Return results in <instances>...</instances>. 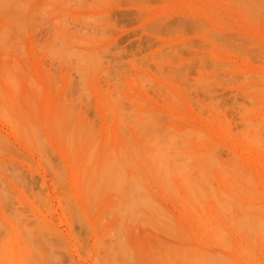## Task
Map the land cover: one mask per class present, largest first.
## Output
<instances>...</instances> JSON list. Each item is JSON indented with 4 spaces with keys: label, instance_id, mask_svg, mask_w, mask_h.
<instances>
[{
    "label": "rangeland",
    "instance_id": "rangeland-1",
    "mask_svg": "<svg viewBox=\"0 0 264 264\" xmlns=\"http://www.w3.org/2000/svg\"><path fill=\"white\" fill-rule=\"evenodd\" d=\"M88 60L93 61L89 62ZM85 63L87 64L85 65ZM90 65L91 67H88ZM85 72L86 74H82ZM84 75L88 77L86 78ZM105 96L109 98H107V102ZM110 96L117 103L111 101ZM112 102L116 104L113 105ZM111 103L113 106H111ZM107 106L109 109L106 108ZM114 106L119 107L116 110L113 109L115 113L119 110L116 114L110 111V108H114ZM119 113L122 116L119 117ZM118 117H122L121 121ZM73 123L74 125L77 123V125L74 126ZM137 124L141 126L138 129L135 128V126L139 127ZM78 125L80 127V129L78 128L79 132L86 129L84 132H86V135L88 134L87 138H84V132L78 135V130H75ZM73 126L74 129L71 130L70 128H73ZM185 127L192 131L195 129L196 135H193L194 132H192L193 137L190 136V131L186 133V135L189 133V137L184 136ZM66 129L70 130L71 142L68 138L70 134L67 133ZM126 133L128 136H126ZM136 133L138 139L137 137L133 138L137 135ZM121 134L124 135V138ZM247 134L250 135L251 139ZM65 135H67L68 140H66ZM90 135L95 140V137L97 139L101 138L96 140L98 141L96 143L93 140V144L97 145L98 148H92V141H90L92 139L89 140ZM177 135L180 138H175ZM205 135L206 138L203 137ZM110 136L112 138L108 139ZM113 136L116 138L113 139ZM119 137L123 140L127 139L125 137H129L128 144H121L123 140H120ZM139 137L141 141L138 142ZM252 138L254 142H257L258 139L261 141L262 138L261 142L256 143L259 146L254 145ZM130 139L132 141L134 139V141L132 142ZM198 139L199 142L201 140L200 143ZM184 140H187L186 142L190 141V144L185 143L187 146L184 145ZM250 140H252L253 145H250ZM105 141L115 147L111 149L114 150L116 158H120L118 156L120 153H117L118 148H121L119 145L122 148L127 145L125 151H129V147L130 150L133 149L128 154L124 150L122 151V148L120 149L121 152H124V155H128V158L123 159V163L120 162L121 164L117 162L119 158L116 159V163L120 165H118L119 167L114 165L115 158L112 160L114 155L110 153V145L106 144L108 147L103 146ZM85 142L87 143L85 144ZM204 143L206 144L204 145ZM89 145L90 149L93 150L92 152L87 147ZM94 148H96V151ZM154 148L158 152L161 148H163V152L165 151L163 153L161 150L160 153H157L155 150L159 155L156 161L158 166L155 164L156 159L151 158L154 157L153 154L157 157L156 153H153ZM164 148L167 150H164ZM179 148L183 150L180 151ZM134 149L139 150V152H136V154L139 153L137 160H135L136 154L132 153ZM168 150L172 153H170L172 159L170 161L168 160V153L170 152ZM177 150L184 154L187 152L188 156L194 154L193 158H196V155L200 153H204V156H206L208 154L205 155V153H209V151L210 155H213L211 151L215 150L217 156L214 154L213 158L216 156L218 159L213 161L212 156L209 158L213 164L209 159L208 161L203 158L204 156L201 158L198 156V159L208 161L211 165L206 166L208 169L217 167L216 169H219L218 173L216 169L211 170L210 168L211 173H216L211 174L210 179L202 176V173L198 172V174H201L199 176L201 178L205 177L206 181L210 180L213 189L220 186L219 189L216 188V191H224L226 188L237 191L236 188L239 186H237L236 181L240 179V174L238 175L236 171L243 168L242 166L246 167V170L243 168L244 170L241 169L238 172L243 173L245 171L248 176L249 173L253 174V176L251 174L253 188L251 184V186L248 185L249 181L247 186L245 185L248 178L245 180L246 174L244 173L245 176L242 174L244 177L241 175L244 179L241 180L246 183L243 182L242 185L240 180V187L243 190L248 187L244 190L245 193L247 190L255 195L252 194L253 197L251 198L248 192L245 195L243 191L244 196L241 198H248L250 202L243 198L244 200H242L245 202L241 200V204L246 205L243 204L244 207H242L238 203L237 207L241 209L238 210L237 208L235 211L239 214L244 212L242 211L243 208H245L243 209L246 210L245 212L248 211L249 213L251 211L253 216L247 214L250 217L252 216V223L254 222L255 213L257 215L260 213L258 210L262 206L264 207V0H0V264H190L193 258H196L194 260L197 262L194 263L193 261L194 264H203V262L205 264L203 259L209 258V256L204 258L200 255L203 258L201 259L200 256L198 258L196 256L200 254L198 250H201L204 254L207 252L205 250L211 251V254H217L218 252L215 257L219 262L226 257L229 263L232 264H264V241L260 240L264 234L259 229L264 227V220H262L264 219V208L261 209L263 210L262 215L260 214L262 219L259 214L254 217L257 221L258 217L260 218L259 222H254L255 225L256 223L259 224L254 225L258 227L256 229L258 231L255 230L249 219L240 220L238 218L237 220L244 221V223L246 219L251 224L249 226L247 223H243L246 226L242 230L244 233L246 230L248 235L244 234L243 231L242 234L239 233L240 231L236 234L238 227L235 229V226L239 222L237 225H234V222L232 228L235 231L230 230L229 233L227 232V237L225 235V237H222L223 230L221 228L225 227L224 229L227 231L229 226L226 229V225L229 222L224 226L227 218L221 219L223 218L221 216L225 212L226 215L230 213V208L227 207L230 204H226V207L223 206L227 202H219V193L217 198H212L215 199L214 202L207 200L208 192L213 197L216 193L213 191L212 194H215L212 195L210 191L206 192L205 189L207 197L203 192L204 201H209L205 205L208 206L213 202L212 206L214 208L211 206L213 209L209 205L210 208L205 206L203 212H201L200 209H202L201 205L203 203L201 199L203 198H201L200 192V199L198 198L199 195H197V198L202 203L196 201L197 198L194 197V200L189 201L190 203L194 201L192 205L195 202L200 204V208L194 204L197 207H194L196 208L194 211L198 212L200 210L198 213H204L206 210L208 213L209 208V213L210 209L213 210V216L215 213L218 214L221 206H223L222 208H228L229 212L221 208L225 211L223 214L217 215L221 217V220L216 218L215 215V221L213 219L212 222L213 216L210 213L208 216L211 217V222L206 224L214 223V225L216 224L215 227L219 229L220 227L218 228V224L215 222L220 220L218 223L222 226V220H226L223 222V227L220 228L221 235L218 234L220 239L217 233L215 235L218 236L217 241L225 239L224 242L227 243L229 249L226 250L227 248L222 246L224 242L222 244H220L221 241L217 243L216 238H214L217 236L211 235L214 233L212 230V233L210 231L206 233L210 228H207V230L204 227L207 231L203 232L204 229L201 228L203 224L199 225L203 234L197 233L199 231L197 229L195 232V223H198L199 218L202 216L204 218L207 216L200 213L201 217L200 214L198 217V214L193 212V208H190L191 204L189 206L187 198H185L187 201L183 199L188 190L184 191L186 194L183 196L181 190L185 189V183L178 182L176 179L185 178L184 180L189 182L192 178L190 179L189 175V178L183 177V172L188 169L186 164L191 166L190 163L194 162L191 156V160L179 157V152L175 157ZM88 151L93 153L94 157ZM107 151H109L108 154ZM151 151L152 156L147 157V154ZM87 153L92 159L86 158ZM97 153L99 154L97 155ZM109 154L112 157L110 162L109 159H106L109 158ZM131 155H133V160L136 162L141 161L140 164L134 161V164L131 165L129 163ZM140 157L145 162V166L142 160L138 159ZM177 157L182 158L184 161L179 158L178 161ZM82 158L84 159L82 160ZM123 158L126 157L123 156ZM150 158L154 161L151 165L148 163L149 160L151 161ZM164 158L170 164L172 161L176 162L171 165L167 164L170 167L172 165L177 166L178 161V165L181 164L182 166L176 174L182 171L180 176H183L178 178L175 175L174 177L173 173L167 170L170 167L162 162ZM86 159L87 163L89 162V168L87 167L88 164L85 163ZM100 159L102 160L100 161ZM158 159L161 161L158 162ZM105 160L108 161L107 164L109 163L107 166ZM124 160H127V164L131 165L130 168L127 165L125 166L126 161ZM187 160H190L189 163ZM218 160H220V163H218ZM111 161L113 165L109 168ZM120 161H122L121 158ZM168 161L165 162L168 163ZM205 161L203 160L204 164H206ZM221 161L224 165L221 164ZM93 163L96 164L95 168L91 166ZM233 163H239L240 167ZM101 164L109 168L108 176H103L105 179L101 177L102 172H100L98 178L97 174L99 172L92 173L94 169L98 171L102 167ZM122 164H124L123 168L126 170L124 173L120 168ZM154 164L159 168L165 164L166 166L163 167H167V169H164L170 173L162 169L163 167L160 170L153 166ZM214 164L216 167L213 166ZM219 164L221 165L219 166ZM83 165H86V167L84 166L86 168L84 170L85 174H81ZM135 165L136 167L133 170L132 168ZM140 165L145 168L150 165L147 167L148 171H150L149 167L152 166V173L154 172L153 167H155L158 171L160 170L159 174L157 175L156 169V175L154 173V175H151L150 172L145 171L147 168L142 169L143 167L141 168ZM196 165L194 166L196 167ZM194 166L192 169H194ZM222 166L224 167L222 168ZM225 166H230L232 169L228 167V169H231L228 170ZM104 167L102 168L106 169ZM183 167L185 170H183ZM91 168L93 169L91 170ZM111 168L114 169L111 170ZM191 168L189 167L188 173H191ZM197 168H195V171H197ZM220 168L224 172L227 170L231 172L225 174L222 171L223 177L219 172ZM135 169L139 174L142 170L140 176L147 175L148 178L145 177L147 179L146 185V179L143 181L142 177L139 178L141 179L140 184L138 182L135 184L136 181L133 183L130 181V178L134 181V177L137 176ZM175 169L177 168L174 166ZM203 169L198 168V171L201 172ZM208 169L206 171H209ZM114 170H117V172ZM174 170L172 171L174 172ZM112 171L115 174L117 173L118 176L115 174L114 176L120 181L115 177H113L114 180L110 181V176L113 175ZM161 171H163L162 174H166V172L170 174L169 180L171 178V182L168 183L171 188H177V185H179L177 189L179 193H182L183 198H181V195L179 198L176 192L173 194V189H169L170 192L166 186L167 183L166 185L162 184L161 180L164 175H161ZM103 173L106 174V171L103 170ZM123 174L126 177L129 175L128 179ZM227 174L230 176L233 174L234 176L230 177ZM160 175L162 178H160ZM206 175H210V173H206ZM138 176L137 179L135 178L136 180H139ZM107 177L109 183L106 182ZM253 177L255 178L253 179ZM201 178H199L200 180L195 179L198 181L195 183L205 181V178L203 180ZM219 178H223L221 179L223 182ZM103 179L108 185H105ZM125 179L129 180V184L132 185L128 184L129 187L126 186L127 181ZM154 179L161 180L156 182ZM183 179L181 180L183 181ZM97 180L100 182L96 184ZM195 180L187 182L188 185L191 182L194 183ZM216 181L219 183H216ZM110 182L111 185L113 184L112 187ZM231 182L236 185H232ZM179 183L184 188L180 189L181 185ZM222 183H226L225 186ZM95 184L99 186L94 187ZM148 184L151 186H148ZM207 184H209V181ZM230 184L233 188L230 187ZM143 185L145 186L143 187ZM200 185L198 184L196 187L198 188ZM131 186L133 188L138 187V190L140 189L143 193L138 192V190L132 191ZM212 186H208V188ZM221 186H224V188L221 189ZM109 187L111 188L109 189ZM200 187L199 189H201ZM141 188L149 191L146 192L145 189L142 190ZM164 189L167 193L163 191ZM177 189L175 190L177 191ZM190 189L192 191V188ZM238 189V192H240V188ZM194 190L192 193H198V190ZM150 191L151 193L148 195ZM221 191L219 192L221 193ZM144 193L151 196L152 199ZM189 193L191 194V192ZM222 193L221 196L225 195L224 192ZM236 193L235 197L238 196ZM135 194L137 195L134 196ZM140 194H144L145 197ZM190 194H188L190 197L196 195ZM241 194L239 193V196ZM226 196H223L222 199ZM139 197L141 200L138 199ZM235 197L232 200L238 202V198ZM135 198H137L138 203ZM218 198L219 210L217 209L218 212H214L217 208L215 202ZM148 199H151V202ZM156 199L160 203H156L157 201H154ZM180 200L182 202L179 203ZM227 201L229 202V200ZM184 202H187L185 204L189 206L188 208L187 206L183 208ZM136 203L138 207L135 206ZM257 203L262 206L259 208ZM155 204H159L160 208L163 206L164 211L165 209L168 211L169 214L167 211L165 213L168 214L171 221L174 217L173 222L175 224L172 225L171 222V225L170 223L169 225L172 227L171 229L176 230L175 233L171 232V229H169L171 235L168 234L167 229V231L164 230L167 233L163 232L162 229L165 228V224H168V220H164L165 223L163 218H167V215H160L163 211L158 208L159 212L162 211L159 213ZM232 204L237 205V203ZM248 204L252 205L247 207ZM202 206H204V203ZM254 206H257L258 210L255 211ZM251 208L253 209L251 210ZM233 211V214H230L231 216L236 214ZM182 212H187V215L184 213L183 215ZM247 214L245 217H248ZM155 216H159V218L157 217L158 222H156ZM241 216L239 217L241 218ZM203 217L201 219H204ZM160 219L164 225L159 223ZM233 219H231V222L234 221ZM204 221L207 222V220ZM202 222L203 220L200 223ZM181 224L189 231L183 230L184 234L186 231L187 234L189 233L188 235L185 234L188 237H183L182 230L179 231V227L180 229L182 227ZM160 226L164 228L160 229ZM189 229L194 231L192 232ZM214 231L218 232L216 229ZM256 232L263 235L260 236ZM181 233L182 239L177 236ZM223 233L226 234L225 231ZM239 234L241 237L243 234L244 236L240 238ZM245 235L252 237L254 235L253 238H256L254 240L252 237L245 238ZM196 237L198 241L195 240ZM207 238H210V240ZM244 238L248 239L247 241H250L253 246L251 243L245 242ZM202 239H204V242ZM229 240L232 244H229ZM255 240L258 243L256 248H254L256 245ZM183 241L187 246L192 245L193 247L192 249V247L184 245L187 249H192H189L188 252L185 251L187 255L184 253V256L182 254L184 252L182 248ZM242 243L248 244L244 246L243 250L252 247L251 250L255 251L256 249L257 251L252 253L250 250L249 254L245 252L246 250L240 251ZM175 244L177 247L179 244L182 245L178 248L179 250L183 249L182 253L177 250ZM194 244L196 246H193ZM173 245L176 247L175 251L177 250L176 252L180 253L169 250V247L172 248ZM233 247L235 249L232 251ZM259 247L260 249H257ZM204 248L205 250H202ZM230 248L232 249L230 250ZM236 250L240 252L235 253ZM167 251L169 257L173 252L170 258L174 260V263L165 255ZM190 253H195V257L189 258ZM208 254L210 255V252ZM220 258L222 259L219 260ZM200 260H203V262ZM210 260L212 259L209 258L207 261L211 262ZM217 260L214 262L218 263ZM207 261L206 263H208ZM214 262L211 263L214 264ZM225 264H228V262Z\"/></svg>",
    "mask_w": 264,
    "mask_h": 264
},
{
    "label": "bare ground",
    "instance_id": "bare-ground-1",
    "mask_svg": "<svg viewBox=\"0 0 264 264\" xmlns=\"http://www.w3.org/2000/svg\"><path fill=\"white\" fill-rule=\"evenodd\" d=\"M82 60H83V59H82ZM88 61H89V60H88ZM92 61H93V60H92ZM92 61H89V62H92ZM77 63H78V62H77ZM81 63H82V62H81ZM81 63H80V64H81ZM83 63H84V62H83ZM94 63H96V62H94ZM86 64H87V63H85V65H86ZM81 65H82V64H81ZM85 65H84V66H85ZM88 65H89V64H88ZM92 65H93V64H92ZM97 65H98V63H97ZM97 65H96V66H97ZM82 67H83V66H82ZM86 67H87V66H86ZM88 67H91V65L88 66ZM79 68H80V67H79ZM95 68H96V67H95ZM80 69H81V68H80ZM89 70H90V69H89ZM91 72H92V71H91ZM82 74H86V72H85V73H82ZM87 75H88V74H87ZM87 75H84V76L87 78V77L89 76V75H88V76H87ZM84 76H83V77H84ZM93 76H94V75H93ZM93 76H91V77L93 78ZM91 77H90V78H91ZM97 92H98V91H97ZM102 93H103V92H102ZM102 95H103V94H102ZM104 95H105V94H104ZM113 97H114V96H113ZM104 98H106L105 101L109 99V98L106 97V96H105ZM107 98H108V99H107ZM111 98H112V96H110V99H111ZM114 98H115V97H114ZM100 99H101V98H100ZM112 100H113L114 102H116L115 99L112 98L111 101H112ZM106 102H107V101H106ZM112 103H113V102H112ZM112 103H111V106L115 105L117 102H116V103H113V105H112ZM102 104H103V103H102ZM104 104H105V102H104ZM109 106H110V105H109ZM106 108H108V106H107ZM116 108H117L116 106H114V108L111 107V108H110V111L113 113V112H114L113 109L116 110ZM118 108H119V107H118ZM118 108H117V109H118ZM104 109H105V108H104ZM108 109H109V108H108ZM106 111H108V110H106ZM118 112H119V110H118ZM118 112H116V113H118ZM114 113H115V112H114ZM116 113H115V114H116ZM120 113H121V112H120ZM120 113H119V115H118L119 117H120V115H121ZM121 116H122V115H121ZM119 117H118V118H119ZM67 118H68V117H67ZM69 118H70V117H69ZM69 118H68V119H69ZM65 119H66V118H65ZM120 119H122V117L119 118V121H121ZM125 119H126V118H125ZM70 120H71V119H70ZM182 120H184V119H182ZM67 121H68V120H67ZM124 121H125V120H124ZM183 122H185V121H183ZM64 123H65V122H64ZM67 123H68V122H67ZM118 123H119V122H118ZM122 123H123V122H122ZM124 123H125V122H124ZM59 124H60V123H59ZM79 124H80V123H79ZM127 124H128V123H127ZM138 124H140V123L138 122ZM138 124H137V125H138ZM142 124H143V123H142ZM60 125H61V124H60ZM63 125H64V124H63ZM73 125H74V123H73ZM76 125H77V123H76L74 126H76ZM140 125H141V124H140ZM140 125H138L139 127H136V126H135V128H137V129L140 128V127L142 126V125H141V126H140ZM71 126H72V125L70 124V127H71ZM74 126H73V128H70V129H71V130L74 129ZM66 128H67V127H66ZM78 128L80 129L79 125H78L77 129H75L76 131L78 130L77 132L80 131ZM83 128H84V127H83ZM142 128H143V127H142ZM137 129H136V130H137ZM185 129H186V130L183 131V132H184L183 135L186 136V137H189V136H188L189 133L186 135L187 132H190V131H191V132H190V133H191L190 136H192V132L195 131V129L192 131V130H189L188 128H186V127H185ZM187 129H188V130H187ZM191 129H192V128H191ZM59 130H60V129H59ZM59 130H58V131H59ZM63 130H64V129H63ZM66 130H67V129H66ZM81 130H82V129H81ZM84 130H86V129H83L82 132H84ZM90 130L92 131V129H90ZM139 130H140V129H139ZM58 131H57V132H58ZM69 131H70V130H67V133H68V134H70ZM91 131H90V132H91ZM72 132H73V131H72ZM82 132H79L78 135H79L80 133H82ZM93 132H95V131H93ZM136 132H138V131H136ZM139 132H140V131H139ZM84 133H85V134H84ZM84 133H83V134L85 135L84 138H85V137L87 138V135H88V134L86 135V132H84ZM119 133H120V132H119ZM181 133H182V132H181ZM181 133H178V134H181ZM58 134H59V133H58ZM73 134H74V133H73ZM108 134H109V133H108ZM126 134H127V133H126ZM136 134H137V133H136ZM139 134H140V133H139ZM176 134H177V133H176ZM76 135H77V133H76ZM81 135H82V134H81ZM94 135H95V134H94ZM121 135H123V134H121ZM121 135H120V137H121ZM140 135H143V134H140ZM193 135H196V133L194 132ZM65 136H66L65 138H67V135H65ZM72 136H73V135H72ZM74 136H75V135H74ZM91 136H92V135H90L89 140L92 139ZM108 136H109V135H108ZM126 136H128V134H127ZM129 136H130V135H129ZM207 136H208V135H207ZM247 136H249V138H250V135H249V134H247ZM258 136L260 137V135H258ZM258 136H256V137H258ZM79 137L81 138V136H79ZM79 137H78V139H80ZM104 137H105V136H104ZM120 137H119V139H120ZM122 137L124 138V135H123ZM130 137H131V136H130ZM136 137H137V139H138V134L135 135V137H133V138H136ZM140 137H141V136H140ZM140 137H139L138 142L141 141ZM192 137H193V136H192ZM192 137H190V138L192 139ZM203 137L206 138V135L203 136ZM203 137H201V138H203ZM259 137H258V138H259ZM59 138H60V137H59ZM62 138H63V137H62ZM68 138H69V141L71 142V141H72V140H71V139H72V138H71V134L68 135ZM68 138H67L66 140H68ZM75 138H77V137H75ZM84 138H83V139H84ZM95 138H96V140H100V139H101L100 137H99L100 139H97V137H95ZM107 138H108V137H107ZM110 138H112V137L110 136L108 139H110ZM114 138H116V137L113 136V139H114ZM123 138L120 139V140H123ZM125 138H127V139H126V140H123V142L119 141V142H121V144H123V145H124V143H125V144H128L127 140L129 139V137H125ZM175 138H180V136L177 135V137H175ZM181 138H182V136H181ZM201 138H199V139H201ZM119 139H118V140H119ZM131 139H132V138H131ZM131 139H130V141H132ZM137 139H136V140H137ZM187 139H188V138H187ZM199 139H198V142H199ZM208 139H209V137H208ZM245 139H247V137H245ZM250 139H251V138H250ZM259 139H260V138H259ZM259 139H258V141H260ZM66 140H65V141H66ZM73 140H74V139H73ZM81 140H82V138H81ZM81 140H80V141H81ZM93 140H95V139L90 140V141H92V145H93L92 148H93V147L98 148L97 145L95 146V145L93 144ZM96 140H95V143L98 142V141H96ZM103 140H104V139H103ZM105 140H106V138H105ZM136 140H135V141H136ZM142 140L145 141L143 138H142ZM182 140H183V139H182ZM204 140H205V139H204ZM204 140H203V141H204ZM252 140H253V138H252ZM252 140H250V145H251V144L253 145V143H255V144H254L255 146H259V145H256V143H257L258 141H257V142H256V141L254 142V140H253V143H251ZM256 140H257V139H256ZM69 141H66V142H69ZM77 141H79V140H77ZM84 141H85V140H84ZM114 141L116 142V140H114ZM124 141H125V142H124ZM130 141H129V142H130ZM133 141H134V139H133ZM133 141H132V142H133ZM173 141H174V140H173ZM173 141H172V142H173ZM175 141H176V140H175ZM186 141H187V140H186ZM186 141L184 140L183 143H184V145L187 146V144H185V143H189V144H190V141H189V142H186ZM246 141H247V140H246ZM261 141H262V138H261ZM261 141H260V142H261ZM70 142H69V143H70ZM73 142H74V141H73ZM110 142H111V141H110ZM132 142H130V144H132ZM198 142H197V143H198ZM200 142H201V140H200ZM200 142H199V143H200ZM247 142H248V141H247ZM86 143H87V142H85V144H86ZM99 143H100V142H99ZM104 143H105V145H104ZM104 143H103V146L108 147L107 145H110L107 141H105ZM134 143H135V142H134ZM136 143H137V141H136ZM141 143H142V142H141ZM141 143H140V144H141ZM176 143H177V142H176ZM191 143H192V141H191ZM89 144H90V143H89ZM106 144H107V145H106ZM112 144H113V143H112ZM130 144H129V145H130ZM189 144H188V145H189ZM202 144H203V142H202ZM202 144H201V145H202ZM205 144H206V143H204V145H205ZM247 144H248V143H247ZM257 144H258V143H257ZM259 144H261V143H259ZM100 145H101V143H100ZM118 145H119V144H118ZM204 145H203V146H204ZM85 146H86V145H85ZM119 146L122 148L121 145H119ZM119 146H118V147H119ZM126 146H127V145H126ZM126 146H123L124 148H122V151L126 148ZM186 146H185V147H186ZM87 147H89V149L91 148L90 145L87 146ZM106 147H105V148H106ZM109 147H110V149H111V148H113V149L115 148V147H112V145H110ZM118 147H117V148H118ZM204 147H206V146H204ZM208 147H209V146H208ZM250 147H251V146H250ZM96 148H94L95 151H96ZM103 148H104V147H103ZM103 148H102V149H103ZM105 148H104V149H105ZM121 148H120V149H121ZM158 148H159V147H158ZM80 149H82V148H80ZM80 149H79V150H80ZM120 149L118 148V150H117L118 152H117V153H118V154L120 153V155H118V156H120V158L122 159V161H120V158L118 157L119 160H117V162H118V163H120V162L123 163V159H127V158H128V157H127L128 155H127V156H126V154L124 155V154H123L124 152H121ZM135 149H136V148H135ZM135 149H134V151L132 152V153H134V154H136V152H139L138 149H137L138 151L135 150ZM186 149H188V148H186ZM213 149H214V148H213ZM258 149H259V147H258ZM90 150H91V152L93 151L92 149H90ZM90 150H89V151H90ZM119 150H120V152H119ZM132 150H133V149L130 150V147H129V151H130V153H131ZM155 150H156V148H154V150H153L154 152H153V153H156ZM161 150H162V152H163V148H161L160 151H161ZM164 150H167V149L164 148ZM178 150L181 151V150H183V149H180V148H179ZM178 150H177L175 153H177V152L180 153V151H178ZM208 150H209V149H208ZM84 151H85V150H84ZM84 151H83V152H84ZM89 151H88V152H89ZM95 151H94V152H95ZM97 151H99V150L97 149ZM113 151H114V150H113ZM113 151H112V149L110 150V153L114 155L113 159H112V157H110V154H109V156H108L109 158H106V157H105V158H106V159H109V162H110L111 159L114 160V158H115V160L113 161V162H114V165H116V167H119L120 165H119L118 163H116V159H118V158H116L117 156H115L116 154H114L115 152H113ZM124 151H125V150H124ZM129 151L127 150V151H125V152H127V154H128ZM156 151H157V150H156ZM160 151H159V152L157 151V153H160ZM169 151H170V150H168V152H169ZM185 151H186V150H185ZM185 151H183V152H185ZM214 151H215V150H214ZM214 151H211V154H213V155H210V151H209V153H205V155H206V154L210 155V157H208V155H206L208 158H207L206 156H204V153H202V154H201V153H200V154H197V155H196L197 157L195 156L196 158H193V157H194V154H192L193 156L189 154L193 159H192L190 156H188L187 152H186L185 154H184V153H180L179 157L181 156L182 158H185V159H187V158H189L190 160L192 159V161H193L195 164H194V163H190V164H192L193 166L197 164L196 167L194 166V169H192V168H193L192 165H191V166H192V168H191V166H190L189 164H186V165H188V166H187L188 169H187L186 172H183L184 176H183V175L180 176V174H182V171H180L179 174H176L177 170H178L179 168H181V166H182L181 164L178 165V164H179V162H178L179 159L183 160L182 158L177 157V158H176V159L178 160V161L176 160V161H177V166H176V165H172V166L170 167V165H171L172 163H173V164L176 163V162L174 163L173 161L171 162V164L169 163V161L172 160L171 157H170L171 154H172L171 151H170L169 153L166 152V153L169 154V155H168V156H169V158H168L169 161H168V160H165V158H164V161H162V162H164L166 165H167V164H170L169 166L167 165V166L170 167V168L167 169V167H166V168L163 167V166H166L165 164H164L163 166H161V168L163 167L162 169L165 168V169L169 170L170 172L173 173L174 177H175V175H177L178 178H179V176H180V177L183 176V177H187V178L190 177V179L192 178L193 180H195V179H197V178L199 179V178H201V177H199V176H201V174H198V172H199V173H202V174H203L202 176L208 177V178L210 179V178H211L210 176H212L211 174H213V173H211L212 171L210 172L209 169L211 168V170H213L214 167H213V168L210 167V168L208 169L207 167H209V166H207V165H210L208 161L210 160L209 158H211V156H212V158L214 157V154H215ZM75 152H76V151H75ZM91 152H89V153H91ZM108 152H109V151H107V154H108ZM162 152H161V153H162ZM164 152H165V151H164ZM164 152H163V153H164ZM213 152H214V153H213ZM95 153H96V152H95ZM103 153H104V152H103ZM140 153H141V152H140ZM151 153H152V151L149 152V153L147 154V157H148V156L151 157L152 154H153V153H152V154H151ZM157 153H156L157 157L155 156V154H153L154 157H151L152 159H153V158L156 159V160H155V164H156L157 158L159 157V155H158ZM163 153H162V155H163ZM170 153H171V154H170ZM179 153L175 154V157H176ZM82 154H83V153H82ZM82 154H81V155H82ZM91 154H92V156L94 157V154H93V153H91ZM98 154H99V153H97V155H98ZM101 154H102V153H101ZM107 154H106V152H105V156H106ZM121 154H122V155H121ZM134 154H133V155H134ZM84 155H86V154H84ZM133 155H131V156L129 157V160H130L129 163H130L131 165H133V164H134V161L137 160V157L139 156V153L136 154V156H135V157H136L135 160H133V157H132ZM173 155H174V153H173ZM182 155H183V156H182ZM215 155L217 156V154H215ZM87 156H88V157H87ZM92 156H91V157H92ZM123 156L126 157V158H123ZM163 156H165V154H164ZM186 156H187V157H186ZM198 156H199L200 158H201L202 156H204L203 158H205L206 160H208V159H209V160H208L207 162L205 161V159H201V160H200V159H198ZM216 156H215V158H213V161H214V159H215V160L218 159ZM102 157H103V155H102ZM102 157H101V158H102ZM238 157H239V156H238ZM86 158H90L89 155H88V153H87V155H86ZM97 158H98V156H97ZM151 158H150V159H151ZM161 158H162V157H161ZM178 158H179V159H178ZM83 159H84V158H82V160H83ZM90 159H92V158H90ZM102 159H103V158H102ZM102 159H100V161H101ZM131 159H132V161H131ZM138 159H139V160H140V159L142 160L141 157L138 158ZM145 159H146V158H145ZM152 159H151V161H152ZM162 159H163V158H162ZM196 159H197L198 161H200V162L195 161ZM103 160H104V159H103ZM158 160H159V159H158ZM173 160H174V156H173ZM190 160H189V161H190ZM203 160L205 161L206 164H204ZM262 160H263V157H262ZM88 161H89V159H88ZM95 161H96V159H95ZM124 161H126V164H125V162H124L125 166H126V165H127L128 167L131 166L130 164H127V162H128L127 160H124ZM147 161H148V160H147ZM151 161L149 160V162H148V163H150V165L154 162V161H152V162H151ZM160 161H161V160H159L158 162H160ZM165 161H168V163L165 162ZM183 161H184V160H183ZM189 161L187 160L188 163H189ZM219 161H220V160H218V163H220ZM105 162H106V160H105ZM107 162H108V161H107ZM107 162H106V166L109 164V163L107 164ZM131 162H132V163H131ZM135 162H136V161H135ZM140 162H141V161H140ZM140 162L138 161V162H136V163H137V164H138V163L140 164ZM142 162H143V160H142ZM180 162H181V161H180ZM196 162H197V163H196ZM202 162H203V163H202ZM210 162H211V164H213L212 160H210ZM215 162H216V161H215ZM236 162H237V159H236ZM85 163H86V164L89 163V162L87 163V159L85 160ZM90 163H91V162H90ZM101 163H102V162H101ZM103 163H104V161H103ZM136 163H135V164H136ZM144 163H145V162H143V165H144ZM148 163H147V164H148ZM200 163H202V164H200ZM207 163H208V164H207ZM223 163H225V162H223ZM91 164H92V163H91ZM104 164H105V163H104ZM120 164H121V163H120ZM124 164H122V167H120V168H122L121 170H122L123 173H124V171H126L125 168H123V165H124ZM137 164H136V165H137ZM155 164H154L153 166H155ZM160 164H161V163H160ZM160 164H159V166H160ZM199 164H200V165H199ZM221 164H222V161H221ZM221 164H219V166H220ZM233 164H235V163H233ZM233 164H231V165L233 166ZM236 164H237V163H236ZM236 164H235V165H236ZM93 165H94V166H93ZM93 165H91V166H92L93 168H95L96 164L93 163ZM101 165H102V167L105 166V165L103 166V164H101ZM112 165H113V163H112V161H111V164H110V166H108V167L110 168ZM118 165H119V166H118ZM136 165L133 166V168H132L133 170H134V167H136ZM143 165H142V167H143ZM150 165H148V166H150ZM156 165L158 166V164H156ZM186 165H185V168H186ZM198 165H199V166H198ZM204 165H205V166H204ZM222 165H224V164H222ZM235 165H234V166H235ZM237 165H239V163H238ZM84 166L86 167V165H83V167H84ZM88 166H89V164L87 165V167H88ZM137 166H138V165H137ZM144 166H145V165H144ZM146 166H147V165H146ZM148 166H147V167H148ZM157 166H155V167H157ZM174 166H175V168H177V169H175L176 171L174 170ZM178 166H180V167H178ZM183 166H184V164H183ZM197 166H198V168H199L200 170L203 169V168L205 169V167L207 166L206 169H208L209 171H206V169H205V170L203 169V170L200 172V170L198 171ZM202 166H204V167H202ZM210 166H211V165H210ZM213 166H215V164H214ZM83 167H82V171H83V172H82L81 174H85V171H84V170H85L86 168H85V167L83 168ZM102 167H100V169H99L100 171H99V170L97 171V169H96V170L94 169V170H95V171H94V170H92L93 168H91V170L93 171L92 173L99 172V174H97V178H98V176L100 175V172H102V176H101V177H103V176L106 177V175L108 174V169H109V168H108V167H104V168H106V169H103ZM140 167H141V165H140ZM142 167H141V168H142ZM147 167H146V168H147ZM151 167H152V166H151ZM151 167H149V168H150V171H148V168H147V170H145V171H148V172H150L149 174L154 175L156 169L159 168V167H157L156 169H155V167H153V168H154V172H153L154 174L151 172ZM189 167L192 169V170H191V173H188ZM215 167H216V166H215ZM223 167H224V166H222V168H223ZM225 167H226V166H225ZM228 167L232 169V167H230V166H228ZM228 167H226V169H228ZM237 167H240V165L237 166ZM242 167L244 168V166H242ZM88 168H89V167H88ZM129 168H130V167H129ZM146 168L143 167L142 169H146ZM161 168H159V169L161 170ZM183 168H184V167H183ZM185 168H184L183 170H185ZM195 168H197V171H195V170H196ZM216 168H217V167H216ZM216 168H214V169H216ZM243 168H239L240 170H237V171H236V172L238 173V175L240 174V176H241L243 173L246 174L245 171H244L243 173H242V172H240V173L238 172V171H241V169H243ZM245 168H246V167H245ZM245 168H244V169H245ZM112 169H114V168H111V170H112ZM136 169H137V168H136ZM136 169H135V170H136ZM165 169H164V170H165ZM170 169L174 170V172H173L172 170H170ZM220 169H221V168H220ZM224 169H225V168H224ZM231 169H228V170H231ZM244 169H243V170H244ZM246 169H247V168H246ZM246 169H245V170H246ZM250 169H251V167H250ZM80 170H81V169H80ZM103 170L106 171V174L103 173ZM129 170H130V169H129ZM160 170H159V171H160ZM167 170H165V171H167ZM179 170H181V169H179ZM216 170H217V169H216ZM218 170H219V169H218ZM218 170H217V173H218ZM228 170H227L226 172H224L223 169H221L219 172H221V174H222V171H223V173H225V174L231 172V171L228 172ZM243 170H242V171H243ZM251 170H252V169H251ZM114 171H115V170H114ZM114 171H112L113 175L110 176V177H111V180H110V181H112L113 177H115V179H117L116 176H114V174H115ZM136 171H137V170H136ZM138 171H139V168H138ZM138 171H137V173L134 171V173H136L137 176H138V175L140 176L142 170L140 171V174H139ZM145 171H143V172L145 173ZM152 171H153V170H152ZM159 171H158V169H157V171H156L157 175L159 174ZM165 171H164V173H165ZM193 171H194V172H193ZM203 171H205V172H203ZM110 172H111V171H110ZM115 172H117V170H116ZM119 172H120V170H119ZM143 172H142V173H143ZM162 172H163V171H161V175H162V176L164 175V178H162V176L160 175V178H162V180H161V179H159V180L157 179L158 181L155 180V179H156V178H155L156 176L154 177V178H155L154 180H155L156 182H159V181L161 180V181H162V184H165V185H166V183H167L166 186L168 187V190H169V189H171V190L173 189V190H172L173 194H174V192H176V193L178 194V197L180 198V197L182 196V195H181L182 193H179V191H178V189H177L179 185H177V188H173V187L171 188L170 185H169V183L171 182V181H170L171 178H170V180H169V175H170V174H167L168 171L166 172V174H162ZM170 172H168V173H170ZM178 172H179V171H178ZM252 172H253V171H252ZM130 173H132V172H130ZM172 173H171V175H172ZM185 173H186V176H185ZM195 173H196V175L194 176ZM206 173H208V174L210 173V175H206ZM237 173H236V174H237ZM255 173H256V172H255ZM125 174H126V172H125ZM125 174H123V175H125ZM146 174H147V173H146ZM190 174H193V175H190ZM214 174H216V173L214 172ZM214 174H213V175H214ZM219 174H220V173H219ZM225 174H224V175H225ZM229 174H230V173H229ZM229 174H227V175H229ZM233 174H234V173H233ZM233 174H231V176H230V175H229V176L232 177V176H234ZM244 174H243V175H244ZM251 174H252V173H251ZM251 174L249 173V176H248V174H246L245 180L248 178V179L246 180L247 183H246L245 181H243V182L246 183V184H245L246 186H247V184H248V181H249V184H248V185H250V184L252 185V181H253V180H252V176H253V174H252V176H251ZM115 175H117V173H116ZM131 175H132V174H131ZM133 175L135 176V174H133ZM155 175H156V174H155ZM166 175H168V176H166ZM188 175H189V177H188ZM197 175H198V176H197ZM227 175H226V176H227ZM243 175H242V176H243ZM257 175H258V174H257ZM83 176H84V175H83ZM107 176H108V175H107ZM117 176H118V175H117ZM120 176H121V174H120ZM137 176L134 177V181H132L133 179L130 178V181H131L132 183L136 181L135 184H137V182L140 184L139 181H140L141 179H139V178H141L142 176H140V177L138 176V179H139V180H136V179H137ZM177 176H176V178H177ZM221 176H223V174H222ZM226 176H225V181H226ZM229 176H228V177H229ZM235 176H236V175H235ZM240 176H239L240 179L236 176V178L239 179V180L236 179V180H237V181H236V184H237V186H239V187H237V188L234 187V188H236L237 191H235V189H230V190H229V189H227V188L224 189V191H223V190H222V191H221V190L216 191L217 189L220 188V186L217 185V186H218V187H216L217 189H216V188L213 189L214 187L212 186V185H213L212 182H210V180H207V181H206V178H205V177H204V178H205V181H206V182H205V181H204V182L200 181L199 183L196 184L195 182H198V181L195 180L194 183L191 182V183L189 184L190 186L192 185V187H190V186L188 185V183H189L190 181H193L192 179H191V180H190V179H187V180H190L189 182L187 181L188 183L186 182V180H184L185 178H184V179H183V178H180L179 180L176 179L178 182L181 181V183H183V184L185 183V184H184V185H185V186H184L185 189L181 190V192H183V196L186 194V193L184 192L185 190H188V192L186 191L187 194L184 196V198H183V196H182L181 198H183L184 201H187V200H188V204H189V206H190V204H191L190 208H191V207L193 208V212L197 213V214H198V217H199V214H200L201 212H203V210H204V208H205V206H206L205 203H206L207 201H206V202L204 201V195H203V192H205V189H206V192L210 191L211 194H212L213 191L216 193V194L213 193L212 195H214V194L217 195V194L219 193L218 195H219L220 201H219V198H218V200L216 201L218 204L215 202V204L217 205V208L215 207L216 210H214V212H218V210H219V209L221 210V208H222L223 206L226 207V204H227V205L230 204V206H227L228 208H230V209H229V210H230V213H227V215H226V212H225V211H223V210L220 211V210H219V212H218L219 215H221V213L223 214V212H225V214L221 216V217H223V218L217 216L218 214H216V213L214 214V216L216 215L217 217H216V216H215V217H216V218H219V219H220V218H221V219H224V217L227 218V219H226L227 221L225 220L226 223L224 224V226L227 224V222H229V223L226 225V226H227L226 229L228 228V226H229V228H231V229L228 228L227 231L224 229L225 227H223V222H225L224 220H222V222H221V223H222V226L220 225V223H218V221L220 222L221 219H220V220L217 219L218 221L215 222V223L218 224V225H217L218 228H219V227H220V228L223 227V228H221V229L223 230V232H224V231L226 232V234L222 232L223 235H221V234H220V233H221V229H220V228L217 229V227H215L216 224H215V225H214V223H213V224H212V223L206 224V223H208V222H211V220H210L211 217L208 216V215H209L210 213H212L211 216H213V212H212L213 210H212V209L214 208V206H212V205H213V202L215 201V199L213 200L212 198H217L218 195H217L216 197H215V195H214V197H213V196L209 195V192H208V193H207V196H208V197H207V196H206V192H205L204 194H205V196L207 197V200L209 199V201H210V200L213 201V202L211 201L212 204H209L210 207L212 206L213 208L211 207L212 209H210L211 211H210V213H209V208H210V207H209V205L207 204L208 206H206V207H209V208H208V213H207V211L205 210V211H206V215L204 214L205 211H204V213H201V214L204 215V216L210 217V218L208 219L207 217H205V218H206V219H205V218L202 216L204 219H201L202 217H201V214H200V217H201V218H199L200 220H199V219H196L197 221L199 220V221H198L199 224L196 222L195 224H196L197 226L194 225V227H196V228H195V232H196V229H197V230H199V231H197V233H198V232L201 233V228H202V230L204 229L203 232H206V231L208 230L207 228H210V230H208L206 233H208L209 231L212 233V231H213L214 233H213V234L210 233L211 235L217 236V235L219 234V235H221L222 237H225V236L230 232V230H234L232 227H234V225H237V223L239 222L238 225L235 226V229H236V227H238V230L236 229V234H237L238 231H240L239 233L242 234V231L245 229V226H246V225H244V224H246V223H247V225L250 224V223H248V221H246V219H245V223H244V221H243V222L240 221L241 219L244 220V218H247V219H249V221H251V224H253L252 226L255 228V230L258 228V227H255V226H256V225H259V224L256 223V225H255L254 222H259L260 218L258 217V221H257V220L254 219V217H257L258 214L260 215L261 213L264 212L263 210H261L262 208H264L262 205H258L259 203H257V206H258L259 208L262 206L260 210L257 209V208H258L257 206H256L257 208L254 206V207H255V211H256V209H257L258 211H260V213H258L257 215H256V213H255V216L253 217V221H254L253 223H252V219H251V217L253 216L252 213H251V211H249V213H248V211L245 212L246 210H243V209H245V208L242 209V211H244V212H240V214L237 213V212L235 211V209L237 210V208H238V207H237V206H238V203L240 204V206L242 205V207H244V205H246V204H244V203H243L244 205L241 204V203H242L241 200H242L243 198H245V197H243V198H241V197L244 196V194L247 195V194L249 193V191H247V190H246V193H245V191H244L245 189H248V187L245 186V187H246V188H245L244 186H242V187L245 188L244 190L240 187V186H241L240 180L242 179V176H241V177H240ZM244 176H245V175H244ZM244 176H243V177H244ZM247 176H248V177H247ZM250 176H251V177H250ZM101 177H99V178L101 179ZM104 177H103V178H104ZM110 177H109V178H110ZM124 177L128 179L129 175H128L127 177H126V175H125ZM145 177L148 178L147 175L145 176V174H143V177H142V178H143V181H144V179H146ZM151 177H152V176H151ZM158 177H159V176H158ZM166 177H167V180H166ZM194 177H195V178H194ZM216 177H217V176H216ZM223 177H224V176H223ZM135 178H136V179H135ZM204 178H201V180H203ZM208 178H207V179H208ZM213 178L215 179V177H213ZM213 178H212V179H213ZM254 178H255V177H253V179H254ZM100 179H99V180H100ZM104 179H105V178H104ZM104 179H103V181H104ZM122 179H123V178H122ZM131 179H132V180H131ZM151 179H152V178H151ZM163 179H165V180H163ZM174 179H175V178H174ZM181 179H183V181H182ZM198 179H197V180H198ZM214 179H213V180H214ZM221 179H223V178H221ZM221 179L219 178V180H221ZM229 179H230V178H229ZM232 179H233V178H232ZM243 179H244V178H243ZM243 179H242V180H243ZM257 179H258V178H257ZM113 180H114V179H113ZM117 180H119V179H117ZM125 180H126V179H125ZM125 180H123V181H125ZM154 180H152V181L154 182ZM168 180H169V181H168ZM172 180H173V179H172ZM199 180H200V179H199ZM234 180H235V177H234ZM242 180H241V182H242ZM259 180H260V179H259ZM97 181H98V180H97ZM107 181H108V177H107L106 182H107ZM119 181H120V180H119ZM126 181H127V182H126ZM126 181H125V182L127 183V184H126V186H127V185L129 184V182H128L129 180H126ZM149 181H150V180H149ZM164 181H165V183H163ZM174 181H175V180H174ZM184 181H185V182H184ZM208 181H209V184L206 185V183H207ZM221 181L223 182V180H221ZM221 181H220V182H221ZM230 181H231V180H230ZM232 181H233V180H232ZM250 181H251V182H250ZM99 182H100V181L96 182V184L99 183ZM115 182H116V180H115ZM168 182H169V183H168ZM172 182H173V181H172ZM201 182H202V183H201ZM217 182H218V181H216V183H217ZM234 182H235V181H234ZM237 182H238V183H237ZM243 182H242V185H243ZM104 183H105V181H104ZM104 183H103V186H104ZM108 183H109V181H108ZM108 183H105V185H106V184L108 185ZM123 183H124V182H123ZM146 183H147V179H146L145 185H146ZM148 183H149V182H148ZM181 183H179V184L181 185ZM210 183H211V185H210ZM218 183H219V182H218ZM229 183H230V182H229V180H228V184H229ZM232 183H233V182H231V184H232ZM96 184H95L94 187H98V186H99V185H96ZM118 184H119V183H118ZM130 184H131V183H130ZM130 184H129V185H130ZM149 184H150V183H149ZM149 184H148V186H151V185H149ZM151 184H152V182H151ZM157 184H158V183H157ZM193 184H194V186H195V190H194V186H193ZM198 184H199V185L201 184V185H200L201 187L199 186L201 189H199V187H198V188L196 187V185L198 186ZM224 184H226V183H224ZM224 184L222 183V185H224ZM231 184H230V187H231ZM236 184H232V185H236ZM110 185H111V182H110ZM129 185H128V187H129ZM131 185H132V184H131ZM145 185H143V187H144ZM160 185H161V182H160ZM165 185H164V186H165ZM187 185H188V186H187ZM205 185L207 186V188H208V186H212L211 188H212L213 190H212L210 187L208 188V189H209V190H208L207 188H205V187H206ZM251 185H250V186H251ZM112 186H113V184L111 185V187H112ZM164 186H163V187H164ZM186 186H187V187H186ZM202 186H205V187H202ZM224 186H225V185H224ZM224 186H223V187L221 186V189H223ZM226 186H227V185H226ZM111 187H109V189H110ZM131 187H132V186H131ZM131 187H130V188H131ZM141 187H142V186H141ZM167 187L165 188L166 190H167ZM180 187H181V188H180ZM180 187H179L180 189L184 188V187H182V185H181ZM188 187H189V188H192V191H191V189L189 190ZM230 187L228 186V188H230ZM254 187H255V186H254ZM106 188H107V186H106ZM116 188H117V187H116ZM132 188H133V187H132ZM135 188H136V189H135ZM139 188H140V187H139ZM152 188H153V186H152ZM155 188H156V187H155ZM186 188H187V189H186ZM202 188H203V189H202ZM231 188H233V187H231ZM238 188H240V192H238V191H239ZM252 188H253V185H252ZM102 189H103V188H102ZM141 189H142V188H141ZM144 189H145V188H144ZM144 189H142V190H144ZM165 189H164L163 191H166ZM175 189H177V191H176ZM180 189H179V190H180ZM210 189H211V190H210ZM241 189H242V191H241ZM249 189H250V188H249ZM99 190H100V189H99ZM106 190H107V189H106ZM130 190H131V189H130ZM130 190H129V191H130ZM134 190H138V187H134L132 191H134ZM145 190H146V189H145ZM154 190H155V189H154ZM154 190H153V192H154ZM174 190H175V191H174ZM193 190H194V191H197V190H198V191H197L198 193L195 192V194H196V195H195L194 193H192ZM201 190H203V191H201ZM225 190H226V191H225ZM233 190H234V191H233ZM251 190H252V189H251ZM251 190H250V191H251ZM253 190H254V189H253ZM103 191H104V190H103ZM129 191H128V192H129ZM132 191H130V192H132ZM139 191H140V189L138 190V192H139ZM148 191H149V190H148ZM148 191L146 190V192H148ZM169 191H170V190H169ZM219 191H221V193H220ZM227 191H229V192H227ZM231 191H233V192H231ZM243 191H244V194H243ZM135 192H137V191H135ZM135 192H134V193H135ZM156 192H158V191H156ZM170 192H171V191H170ZM189 192H191V194H190ZM199 192H200V195L203 196V197L201 196V198H203V199H201V200H203L204 206H202V205H203L202 201L198 200V198L200 199ZM222 192L225 193V195H223L224 197H225L226 195H228V196H230L231 198L228 197V196H226V198L228 197L227 199H226V198H223V199H222V197H223V196H221V195L223 194ZM226 192H227V193H226ZM234 192H235V193L237 192L236 195H238V196L235 197V193H234ZM241 192H242L243 195L241 194ZM247 192H248V193H247ZM140 193H143V191H140ZM150 193H151V191L149 192V194H148V193H147V194L150 195ZM163 193H164V192H163ZM163 193H162V194H163ZM166 193H167V191H166ZM168 193H169V192H168ZM230 193H231V195H232L233 197H232L231 195H229ZM232 193H234V194H232ZM239 193L241 194L240 196H239ZM144 194L146 195V193H144ZM144 194H143V195L140 194V195H142L143 197H145ZM158 194H160V193H158ZM188 194H190V195H195V196L190 197ZM252 194L255 195L254 193H252ZM252 194H251V192H250L248 195L252 198V197H253ZM125 195H126V194H125ZM125 195H124V196H125ZM136 195H137V194H135L134 196H136ZM148 195H146V196L151 198V196H148ZM152 195H153V193H152ZM160 195H161V194H160ZM180 195H181V196H180ZM197 195H199L198 198H197ZM128 196H129V195H128ZM156 196H157V195H156ZM172 196H173V195H172ZM172 196H171V197H172ZM220 196H221V197H220ZM132 197H133V196H132ZM163 197H164V196H163ZM166 197H167V196H166ZM166 197H165V198H166ZM173 197H174V196H173ZM176 197H177V195H176ZM189 197H190V198H189ZM193 197H194V198H197V199H195L196 201H198L199 203H202V205H201L202 209H200V210H202V211H201L200 213H198V212L200 211L199 209H198V210H199L198 212L194 211V209L196 210V208H197L196 205H198V207H199L200 204H198V202H197V203L195 202L194 204H196V205L194 206V204L192 205V202H194V201H191V203H190V201H189V200H194ZM210 197H211V199H210ZM234 197H235V198H238L239 201H238V200H235V201H238V202H234V199L232 200V198H234ZM239 197H240L241 199H240ZM128 198H129V197H128ZM156 198H157V197H156ZM168 198H169V197H168ZM174 198H175V197H174ZM185 198H187V200H185ZM188 198H189V199H188ZM192 198H193V199H192ZM138 199H140V197H139ZM151 199H152V198H151ZM151 199H148V200L150 201ZM153 199H154V198H153ZM183 199H182V200H183ZM221 199H222V200H221ZM224 199H226V200H224ZM245 199H246V198H245ZM125 200H126V199H125ZM128 200H129V199H128ZM135 200L137 201V198H135ZM140 200H141V199H140ZM146 200H147V199H146ZM146 200H144V201H146ZM205 200H206V198H205ZM227 200H229V202H228ZM243 200H244V199H243ZM243 200H242V201H243ZM246 200H248V198H247ZM250 200H251V199H250ZM130 201H131V200H130ZM136 201H135V202H136ZM152 201H153V200H152ZM154 201H157L156 203H160V202H158L157 199L154 200ZM154 201H153V202H154ZM209 201H208L207 203H209ZM218 201H219L220 203H222V202H223V203H224V202H227V203H224L225 205L221 204V205H223V206H221V207L219 208V207H218V205H219V202H218ZM221 201H222V202H221ZM231 201H233V202H231ZM248 201H249V200H248ZM252 201H255V200H252ZM133 202H134V199H133ZM150 202H151V201H150ZM171 202H172V201H171ZM180 202H182V201L180 200L179 203H180ZM243 202H245V201H243ZM249 202H250V201H249ZM131 203H132V202H131ZM137 203H138V201H137ZM137 203L135 204V206H137ZM146 203H147V202H146ZM185 203H187V202H184V205H183L184 207H183V208H185V206H187ZM232 203H237V205L235 206V204H232ZM263 203H264V202H263ZM132 204H133V203H132ZM148 204H149V203H148ZM253 204H254V203H253ZM158 205H159V204H158ZM158 205L155 204V206H156V208H157V211H158V208H160V206H158ZM173 205H174V204H173ZM179 205H180V204H179ZM231 205H232V206H231ZM248 205H249V206H247V207H250V205H252V204H248ZM254 205H256V204H254ZM131 206H134V205H131ZM174 206H175V205H174ZM189 206H187V208H188ZM137 207H138V206H137ZM194 207H196V208H194ZM203 207H204V208H203ZM232 207H233V208L236 207V208L233 209ZM247 207H246V208H247ZM190 208H189V209H190ZM192 208H191V209H192ZM199 208H200V207H199ZM218 208H219V209H218ZM228 208H222V209H225V210H227V212H229ZM160 209L163 211V213H161V212H162L161 210H160L161 212L158 211L159 213H161L160 215H164V214L167 215V218H163V221H164V220H168V221H167L168 224L166 223V221H164V222L166 223V224H165L166 226H165V228H164V227H161L162 225H164V223H161V222H163V221L160 219L161 221H160L159 223L162 224V225L160 226V229H161V228H164V229H162L163 232H165L164 230L167 229V230L169 231L168 234L170 233V235L172 234L171 232H174V233H175L176 230H175V229H171L172 227L170 226V225H171V222L173 223L172 225L175 224V223L173 222L174 217H173V220L171 221V218H170V219L168 218V214H169L168 211L165 209V211H167L168 214L165 213V211H164V209H163V206H162ZM189 209H188V210H189ZM217 209H218V210H217ZM231 209H233V210L236 212L235 216L232 215L234 219H233L232 216L230 215V214H233V213H232L233 210L231 211ZM239 209H241V208H238V210H239ZM252 209H253V208H251V210H252ZM168 210H169V209H168ZM188 210H187V211H188ZM169 211H170V210H169ZM180 211H182V210L180 209ZM185 211H186V210H185ZM189 211H190V210H189ZM191 211H192V210H191ZM234 211H233V212H234ZM240 211H241V210H240ZM255 211H254V212H255ZM258 211H257V212H258ZM262 211H263V212H262ZM158 212H157V213H158ZM193 212H192V214H193ZM159 213H158V214H159ZM183 213H184V212H182V214H183ZM186 213H187V212H185L184 214H186ZM190 213H191V212H190ZM190 213H189V214H190ZM243 213H244V215H242ZM247 213L250 214V215H252V216L250 217V215H248ZM184 214H183V215H184ZM192 214H191V215H192ZM246 214L248 215L249 218H248L247 216L245 217ZM160 215H159V216H160ZM166 215H165V216H166ZM186 215H187V214H186ZM228 215H229V216H228ZM236 215H237V217H236ZM238 215H239V216L242 215L241 218H240ZM261 215H262V214H261ZM261 215H260V217H261V219H262V216H261ZM159 216H157V217L159 218ZM214 216L212 217V222H213V219H214V221H215V217H214ZM157 217L155 216L156 222H158V220H159V219H157ZM162 217H163V216H162ZM169 217H171V216H169ZM176 217H177V216H176ZM180 217H181V216H180ZM193 217H194V216H193ZM230 217H231V219L234 220V221L232 220L233 222H231ZM242 217H243V218H242ZM185 218H186V217H185ZM196 218H197V215H196ZM228 218H229V219H228ZM238 218H239L240 220H237ZM263 218H264V217H263ZM177 219H178V218H177ZM192 219H193V218H192V216H191V220H192ZM194 219H195V218H194ZM250 219H251V220H250ZM256 219H257V218H256ZM169 220H170V221H169ZM185 220H186V219H185ZM201 220H203L202 223H200ZM204 220H207V222H205ZM208 220H210V221H208ZM228 220H230V221H228ZM235 220H237V221H235ZM262 220H264V219H262ZM187 221H188V220H187ZM156 222H155V223H156ZM188 222H189V221H188ZM204 222H205V224H204ZM234 222H235V224L233 225L232 223H234ZM169 223H170V225H169ZM240 223H241V224L244 223V224L241 225ZM263 223H264V221H263ZM263 223H262V224H263ZM202 224H203V226L200 228V226H201ZM211 224H212L214 227H213ZM229 224H230V225L232 224V225L230 226ZM251 224H250V225H251ZM167 225H168L169 227H168ZM190 225H191V222H190ZM199 225H200V226H199ZM206 225H207V226H206ZM210 225H211L212 227H211ZM219 225H220V226H219ZM239 225H240V226H239ZM250 225H249V226H250ZM254 225H255V226H254ZM181 226H182V224H181ZM188 226H189V224H188ZM198 226H199V229L197 228ZM208 226H210V227H208ZM241 226H242V227H241ZM260 226H261V225H260ZM260 226H259V227H260ZM174 227H175V226H174ZM178 227H179V226H178ZM204 227H206L207 230H206ZM240 227H241V228H240ZM243 227H244V228H243ZM253 227H252V228H253ZM182 228H183V229H182ZM212 228L216 229L218 232L214 231V229H212ZM242 228H243V230H242ZM248 228H249V227H248ZM261 228H262V229H261ZM169 229H171L172 231L169 230ZM176 229H177V228H176ZM185 229H186V228H184L183 226L181 227V229H180V227H179V231L182 230L181 232H183V230L185 231ZM246 229H247V228H246ZM250 229H251V228H250ZM259 229L262 230L261 233L263 232V234H264V230H263L264 227H260ZM167 230H166V231H167ZM173 230H174V231H173ZM186 230H187V229H186ZM189 230H190V229H189ZM191 230H192V229H191ZM191 230H190V231H191ZM211 230H212V231H211ZM248 230H249V229H248ZM260 230H259V232H260ZM170 231H171V232H170ZM177 231H178V229H177ZM187 231H188V230H187ZM187 231H186V232H187ZM193 231H194V230H192V232H193ZM228 231H229V232H228ZM234 231H235V230H234ZM234 231H233V232H234ZM253 231H254V230H253ZM256 231H258V230H256ZM186 232H185V234H187ZM188 232H189V231H188ZM227 232H228V233H227ZM251 232H252V231H251ZM259 232H258V233H259ZM165 233H167V232H165ZM174 233H173V234H174ZM190 233H191V232H190ZM216 233H217V235H215ZM243 233H244V231H243ZM245 233L247 234L248 232H246V230H245ZM245 233H244V234H245ZM256 233H257V232H256ZM258 233H257V234H258ZM261 233H259L260 236L263 235V234L261 235ZM176 234H177V232H176ZM185 234H184V232H183V237H185V236L188 237L187 235H188L189 233H188L187 235H185ZM193 234H194V233H193ZM201 234H203V233H201ZM231 234H232V231H231ZM244 234H243V236H244ZM251 234H252V233H251ZM257 234H256V235H257ZM259 234H258V235H259ZM181 235H182V233H181L180 235L178 234L177 236H180V237H181ZM194 235H196V234H194ZM194 235H193V236H194ZM198 235H199V234H198ZM219 235H218V236H219ZM224 235H225V236H224ZM247 235H248V234H247ZM247 235H245V238H247V237H248V238H249V237H252V236H247ZM249 235H250V233H249ZM254 235H255V234H254ZM254 235H253V237H254ZM204 236H205V233H204ZM204 236H203V237H204ZM218 236H217V237H214V238H216V241L218 240V239H217ZM228 236H229V235H228ZM233 236H234V235H233ZM239 236H240V238L243 237V236L241 237L240 234H239ZM172 237H173V236H172ZM201 237H202V235H201ZM201 237L199 236V239H200ZM207 237H208V235H207ZM209 237H210V236H209ZM222 237H221V238H222ZM226 237H227V236H226ZM234 237H235V236H234ZM236 237H237V236H236ZM253 237H252V238H253ZM263 237H264V235H263ZM263 237L260 238V240L262 239V241H264V240H263V239H264ZM176 238H177V237H176ZM210 238H211V237H210ZM210 238H207V239L210 240ZM229 238H230V237H229ZM231 238H232V235H231ZM245 238H244V239H245ZM255 238H256V237H255ZM255 238H253V240H254ZM180 239H182V237H181ZM183 239L185 240L186 238H183ZM192 239H193V238H192ZM219 239H220V236H219ZM234 239H235V238H234ZM193 240H194V239H193ZM195 240H197V237L195 238ZM202 240H203V242H204V239H202ZM211 240H212V238H211ZM213 240H214V239H213ZM224 240H225V239H224ZM224 240L221 239V240L217 241V243L221 241L220 244H222V243L224 242ZM226 240H227V239H226ZM247 240H248V239H247ZM247 240L245 239L244 241L246 242ZM197 241H198V240H197ZM216 241H214V242H216ZM232 241H233V240H232ZM240 241H241V240H240ZM209 242H210V241H209ZM226 242H228V241H226ZM229 242H230V240H229ZM247 242H248V241H247ZM258 242H259V241H258ZM260 242H261V241H260ZM176 243H177V242H176ZM182 243H183V246H182L181 244H179L180 246L177 244L178 247L176 246V244H175V246L177 247V250L180 251V252L184 249V252H183V251H182L183 253L181 252V253L183 254V256H184V253H186L185 251L188 252V250L191 249V248L187 249L186 247H189L190 245L187 246L186 244H184V241H183ZM199 243H200V241H199ZM201 243H202V242H201ZM207 243H208V242H207ZM237 243H239V242H237ZM240 243H241V242H240ZM240 243H239V244H240ZM248 243H251V242L249 241ZM255 243H256V240H255ZM205 244H206V243H205ZM205 244H204V245H205ZM229 244H232V243L230 242ZM239 244H237V245L239 246ZM243 244H245V243H242V244H241L242 247L239 246V247H240V251H241V250H242V251L246 250L245 252H247V254H249V252H251V251H252V253H255V252L257 251L256 249H255V251H254V250H251L252 247H251L250 245H249V246H250L251 248H246V249L243 250L244 246L248 245V244H245V245H243ZM257 244H258V243H256V245L254 246V248H256ZM184 245H185L186 247H184ZM213 245H214V244H213ZM215 245H216V244H215ZM225 245H226V246H225ZM235 245H236V244H235ZM251 245L253 246L252 243H251ZM181 246H182L183 249L181 248V250H179L178 248H180ZM193 246H196V245L194 244ZM216 246H217V245H216ZM222 246H224V248H227L226 250L229 249V247L227 246V243L225 244V242H224V245H222ZM222 246H221V247H222ZM232 246H233V245H232ZM258 246H259V245H258ZM171 247H172V246H171ZM176 247H174V245H173L172 248H174V249H172V248L169 247V250L175 251V248H176ZM190 247H192V245H191ZM185 248H186V249H185ZM196 248H199V247H196ZM262 248H263V247H262ZM167 249H168V248H167ZM167 249H166V250H167ZM192 249H193V247H192ZM192 249H191V250H192ZM194 249H195V248H194ZM199 249H201V248H199ZM231 249H232V248H230V250H231ZM234 249H235V248L233 247L232 251H233ZM248 249H249V250H248ZM252 249H253V248H252ZM257 249H260V247L257 248ZM166 250H165V251H166ZM169 250H168V251H169ZM177 250H176V251H177ZM195 250H196V249H195ZM202 250H205V248L202 249ZM250 250H251V251H250ZM168 251H167V253H165V252H164V253H165L166 256H168L169 260H172V258H170V257H171V255L173 254V252L170 254V257H169V252H168ZM176 251H175V252H176ZM198 251H200V254L196 255L198 258L201 257L200 255H202V256H204V258H205L206 256H209V258L213 260V261L210 260L211 262H214L215 260H217V257H215V256L218 255V252H217L216 250H215V253L217 252V254H214V253H213L214 255L211 254V251H208V250H205V251H207V252H205V254H204V252H202L201 250H198ZM223 251H224V250H223ZM240 251L236 250L235 253L240 252ZM258 251H259V250H258ZM175 252H174V253H175ZM180 252H176V253H180ZM191 252H192V251H191ZM209 252H210L211 257H210V255L208 254ZM225 252H226V251H225ZM225 252H224V253H225ZM263 252H264V251H263ZM176 253H175V254H176ZM196 253H198V252H196ZM252 253H251V254H252ZM167 254H168V255H167ZM175 254H174V255H175ZM191 254H192V253H190V256H191ZM194 254H195V253H193L191 257H190V256H188V257H189V258H193ZM240 254H241V253H240ZM240 254H239V255H240ZM259 254H260V253H259ZM174 255H173V256H174ZM177 255L179 256V254H177ZM177 255H176V256H177ZM185 255H187V253H186ZM188 255H189V253H188ZM252 255H253V254H252ZM173 256H172V257H173ZM199 256H200V257H199ZM222 256H223V255H222ZM174 257H175V256H174ZM194 257H195V256H194ZM213 257H215V258L213 259ZM223 257H224V256H223ZM202 258H203V257H201V259H202ZM209 258L206 257V258H205L206 260L203 259V260L205 261V264H208V263H209V264H213V263L207 261V260H209ZM174 259H175V258H174ZM194 259H196V258H193L194 263H197ZM221 259H222V258H220L219 260H221ZM203 260H200V261L203 262ZM222 260H223V262H221ZM222 260H221L220 262H219L218 260H217V261H218L219 264H220V263H221V264H222V263L225 264V263H227V262H228V264L231 263V262L229 263V261L226 259V257L223 258ZM173 261H174V260H172V262H173ZM191 261H192V260H191ZM193 261H192V263H193ZM206 261H207L208 263H206ZM217 261H216V262H217ZM224 261H225V262H224ZM198 262H199V261H198ZM173 263H174V262H173ZM192 263H190V264H192ZM194 263H193V264H194ZM218 263H215V262H214V264H218ZM199 264H200V263H199ZM203 264H204V262H203ZM231 264H232V263H231Z\"/></svg>",
    "mask_w": 264,
    "mask_h": 264
}]
</instances>
